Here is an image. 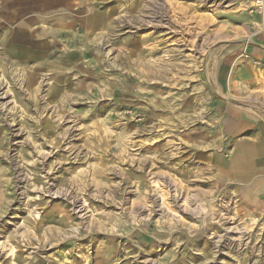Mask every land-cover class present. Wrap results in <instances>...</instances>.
Wrapping results in <instances>:
<instances>
[{
	"label": "rangeland",
	"instance_id": "obj_1",
	"mask_svg": "<svg viewBox=\"0 0 264 264\" xmlns=\"http://www.w3.org/2000/svg\"><path fill=\"white\" fill-rule=\"evenodd\" d=\"M253 6L0 0V264H264V213L220 165ZM260 78L227 103L264 114Z\"/></svg>",
	"mask_w": 264,
	"mask_h": 264
},
{
	"label": "crops",
	"instance_id": "obj_2",
	"mask_svg": "<svg viewBox=\"0 0 264 264\" xmlns=\"http://www.w3.org/2000/svg\"><path fill=\"white\" fill-rule=\"evenodd\" d=\"M254 1L246 0L247 3ZM18 7H25V20L22 21L26 24L22 23V27H27L33 37L31 29L28 30V22L36 17L31 14L43 10L38 12L37 6L29 2ZM255 22L254 32L247 42L240 45L236 58L223 64L225 71H230L231 79L225 77L219 84V107L223 110L220 111L223 114L221 131L223 129L225 139L222 150L228 153L227 157L220 158V165L228 181L240 187L242 199L247 200L257 213H264V114L230 106L225 97L227 93L239 101L245 100L248 89L258 85L260 76H264V11L255 16Z\"/></svg>",
	"mask_w": 264,
	"mask_h": 264
},
{
	"label": "built area",
	"instance_id": "obj_3",
	"mask_svg": "<svg viewBox=\"0 0 264 264\" xmlns=\"http://www.w3.org/2000/svg\"><path fill=\"white\" fill-rule=\"evenodd\" d=\"M253 11H255L257 14L261 15L264 11V0H255Z\"/></svg>",
	"mask_w": 264,
	"mask_h": 264
},
{
	"label": "bare ground",
	"instance_id": "obj_4",
	"mask_svg": "<svg viewBox=\"0 0 264 264\" xmlns=\"http://www.w3.org/2000/svg\"><path fill=\"white\" fill-rule=\"evenodd\" d=\"M152 14H154V13H152ZM19 44H21V42H17V40H15V46L14 47H17ZM77 45V44H76ZM14 47H11L12 49H14ZM9 51L12 53V55L14 54V52H13V50L11 51L10 49H9ZM155 73V72H154ZM143 74V73H142ZM148 77V76H147Z\"/></svg>",
	"mask_w": 264,
	"mask_h": 264
}]
</instances>
